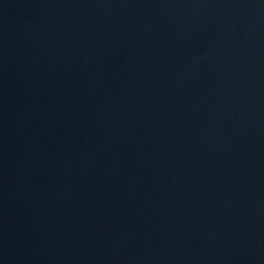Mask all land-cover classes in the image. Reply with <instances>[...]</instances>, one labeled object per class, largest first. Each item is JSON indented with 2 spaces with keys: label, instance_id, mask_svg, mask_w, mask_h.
Instances as JSON below:
<instances>
[{
  "label": "water",
  "instance_id": "95a60500",
  "mask_svg": "<svg viewBox=\"0 0 264 264\" xmlns=\"http://www.w3.org/2000/svg\"><path fill=\"white\" fill-rule=\"evenodd\" d=\"M0 264H264V0H0Z\"/></svg>",
  "mask_w": 264,
  "mask_h": 264
}]
</instances>
